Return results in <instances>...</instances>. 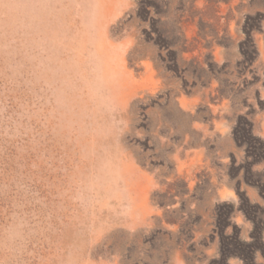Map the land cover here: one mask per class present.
I'll return each instance as SVG.
<instances>
[{
	"label": "rangeland",
	"instance_id": "374dc122",
	"mask_svg": "<svg viewBox=\"0 0 264 264\" xmlns=\"http://www.w3.org/2000/svg\"><path fill=\"white\" fill-rule=\"evenodd\" d=\"M0 264H264V0H0Z\"/></svg>",
	"mask_w": 264,
	"mask_h": 264
}]
</instances>
